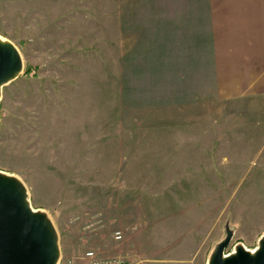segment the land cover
<instances>
[{"label": "rangeland", "instance_id": "rangeland-1", "mask_svg": "<svg viewBox=\"0 0 264 264\" xmlns=\"http://www.w3.org/2000/svg\"><path fill=\"white\" fill-rule=\"evenodd\" d=\"M196 4L0 0L22 61L0 87V173L51 222L57 264H208L226 228L224 255L258 249L264 78L217 76L227 45H205Z\"/></svg>", "mask_w": 264, "mask_h": 264}, {"label": "water", "instance_id": "water-1", "mask_svg": "<svg viewBox=\"0 0 264 264\" xmlns=\"http://www.w3.org/2000/svg\"><path fill=\"white\" fill-rule=\"evenodd\" d=\"M22 69L16 48L0 40V87ZM232 232L216 245L208 264H264V237L250 253L242 247L224 255ZM55 230L47 218L35 212L26 201V190L15 178L0 173V264H57Z\"/></svg>", "mask_w": 264, "mask_h": 264}, {"label": "crops", "instance_id": "crops-1", "mask_svg": "<svg viewBox=\"0 0 264 264\" xmlns=\"http://www.w3.org/2000/svg\"><path fill=\"white\" fill-rule=\"evenodd\" d=\"M195 8L204 12L198 16L205 19L210 29L205 45H211L213 52L216 48L212 45H227L225 52L218 55L220 58H216L217 76L231 82L261 81L264 78V0H197ZM196 24L200 27L203 21L195 20Z\"/></svg>", "mask_w": 264, "mask_h": 264}, {"label": "built area", "instance_id": "built-area-1", "mask_svg": "<svg viewBox=\"0 0 264 264\" xmlns=\"http://www.w3.org/2000/svg\"><path fill=\"white\" fill-rule=\"evenodd\" d=\"M86 257H88L90 259L87 262V264H129L127 262L119 261L116 259H106V260L97 259L94 257L92 252L86 253ZM62 264H76V263L74 261H71V260H66V261H63Z\"/></svg>", "mask_w": 264, "mask_h": 264}]
</instances>
